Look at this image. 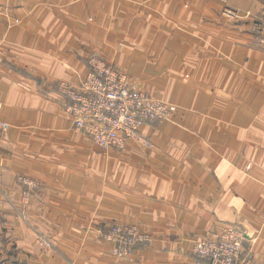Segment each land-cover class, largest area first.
<instances>
[{
    "label": "crops",
    "instance_id": "0c3cea01",
    "mask_svg": "<svg viewBox=\"0 0 264 264\" xmlns=\"http://www.w3.org/2000/svg\"><path fill=\"white\" fill-rule=\"evenodd\" d=\"M0 0V264H207L193 243L226 224L264 264V0ZM97 51L176 107L140 126L147 148L75 130L59 82ZM18 176L37 181L26 205ZM151 236L127 258L97 229ZM37 236L46 238L42 248Z\"/></svg>",
    "mask_w": 264,
    "mask_h": 264
},
{
    "label": "built area",
    "instance_id": "2783aa9c",
    "mask_svg": "<svg viewBox=\"0 0 264 264\" xmlns=\"http://www.w3.org/2000/svg\"><path fill=\"white\" fill-rule=\"evenodd\" d=\"M221 15L231 21L250 18L249 12L230 8L227 0ZM253 29L264 31V20L251 21ZM58 91L65 103V113L75 130L83 133L101 149L122 150L128 142L151 147V142L140 132V126L152 122L170 120L176 107L149 93L139 90L128 81L125 73L118 70L97 51L87 57L85 73L76 84L59 82ZM5 124L0 122V127ZM22 185L23 204L26 205L30 192L37 181L18 176ZM0 181V189H1ZM102 240L112 244L111 254L116 258H127L138 244H150L151 236L139 225L119 222L98 228ZM244 229L237 224L224 225L214 237H204L193 243V253L207 261V264H247L241 259ZM37 243L49 249L51 243L37 236Z\"/></svg>",
    "mask_w": 264,
    "mask_h": 264
}]
</instances>
